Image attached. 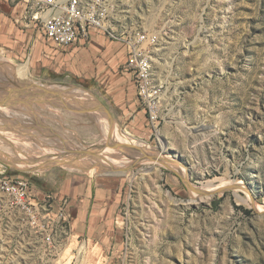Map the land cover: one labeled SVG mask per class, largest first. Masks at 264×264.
Here are the masks:
<instances>
[{
	"label": "rangeland",
	"instance_id": "rangeland-1",
	"mask_svg": "<svg viewBox=\"0 0 264 264\" xmlns=\"http://www.w3.org/2000/svg\"><path fill=\"white\" fill-rule=\"evenodd\" d=\"M4 1L18 3L22 20L29 19L25 0ZM110 1L119 32L157 36L154 75L164 84L159 131L151 134L143 121L142 133L129 132L102 108L75 112L30 101L22 89L59 85L75 107L81 95L69 91L81 88L95 104L110 105V85L129 82L110 66L114 57L97 59L90 50L86 60L62 55L35 23L15 54L0 49V176L29 181L35 199L51 205L54 233L45 242L0 193V264H264V211L257 209L264 207V0ZM23 64L26 76L18 72ZM40 114L54 129L43 127L41 134L35 124L23 123ZM114 142L139 145L161 162L113 148ZM77 150H92L106 161ZM73 158L75 165L65 162ZM97 160L124 173L116 176L120 185L105 215L79 223L61 183L83 171L82 162ZM221 178L240 180L239 196L230 188L198 196L200 186Z\"/></svg>",
	"mask_w": 264,
	"mask_h": 264
},
{
	"label": "built area",
	"instance_id": "built-area-1",
	"mask_svg": "<svg viewBox=\"0 0 264 264\" xmlns=\"http://www.w3.org/2000/svg\"><path fill=\"white\" fill-rule=\"evenodd\" d=\"M110 0H25V11L41 34L58 48H65L78 41H87L92 32L108 36L124 43L127 58L124 68L131 71L136 96L145 109L151 134L159 131L162 115L161 82L154 75L153 53L157 36L143 30L118 31L111 21ZM0 193L7 197L32 231L50 243L53 223L51 205L36 200L26 178L0 176ZM58 219L66 221L59 213Z\"/></svg>",
	"mask_w": 264,
	"mask_h": 264
},
{
	"label": "crops",
	"instance_id": "crops-1",
	"mask_svg": "<svg viewBox=\"0 0 264 264\" xmlns=\"http://www.w3.org/2000/svg\"><path fill=\"white\" fill-rule=\"evenodd\" d=\"M22 12L23 8L20 7L18 3L9 4V2L0 0L1 50L3 49L4 51H10L15 54V52L18 51V48H22L24 42L30 38L31 34L29 33V29L33 30L34 22L30 18L22 20ZM37 32L40 33L45 42L56 49H60L62 55L73 53L78 59L84 56V59L86 60V52L87 50H90L89 53L97 59L104 58L107 60V58H110L111 56L114 57L115 60L110 66L113 67L116 65V69L120 68L123 75L129 76V82H116L111 84V88L106 90L110 97V105L105 104L103 106H105L110 112L113 120L124 124V130H128L129 132L137 130V132H143L140 128L141 124H143V121H145L147 125H149V123L145 109L136 96L133 74L131 71L124 68L127 51L123 42L111 39L101 33L92 32L87 41H78L69 47L58 48L41 34L38 27ZM100 52H103V54L97 57V54H100ZM121 58L123 60L120 62ZM94 63H96V70H99V63L97 61ZM23 65L28 67L27 64ZM84 68H86V66H84ZM57 87L64 90V88L59 85ZM73 89L80 90L86 95V91L81 88ZM89 96L90 95H86L90 101V104L88 103L87 106L95 104L91 101L92 98ZM44 116L45 115L40 114L39 119L34 117V123L33 120H30L31 122H29L28 119H24L26 121H23V123L31 126L35 124L36 128L39 129L41 134H43L46 133V129L48 131L54 129L50 126V123L45 120ZM31 133L34 134V131ZM138 135L139 134H137V137H139ZM92 162H82V164L84 166L85 164H90ZM92 171L93 170H83L77 173L68 174L63 178L61 183L60 191L62 194L71 196L73 206L76 207V219L79 223L85 221L86 223H91L93 220L105 215L107 209L106 204L109 201H114L116 199V195L113 193L114 188H118L120 185V182H118L116 178V176L120 174H105L98 173L97 171L93 173Z\"/></svg>",
	"mask_w": 264,
	"mask_h": 264
},
{
	"label": "water",
	"instance_id": "water-1",
	"mask_svg": "<svg viewBox=\"0 0 264 264\" xmlns=\"http://www.w3.org/2000/svg\"><path fill=\"white\" fill-rule=\"evenodd\" d=\"M30 86L31 85L28 84V85H26V87L22 88V89L25 88L26 91H29L28 97L30 99H28V100H30V101L39 98V100L45 101V102L52 104V105H55V106L62 104V106H64L65 108L72 110V111H75V112H91V111H95L96 109L102 108L104 110V112L106 113L107 118L112 119L110 112L100 102H97L98 104H93V105H89V106L79 103L80 105L72 107V106H69L66 103V101L64 100L63 95H62L63 90H61L60 88L59 89L47 88V87H44L40 84H37V86L41 90V92H36V91L31 90ZM9 92H11V91L9 90ZM4 100H8V99L5 98ZM18 102H26V100L25 99L20 100V101L18 100ZM111 147L119 148V149L125 148L127 150L130 149L131 151L136 150L137 152H140L142 154L143 158H147L150 161L161 162L159 154L146 153V151L143 148H141L139 145H136V144H130V143H126V142H114L113 144H111ZM75 153L79 154V155L83 154V156H84V154H87L89 156L98 157L102 161H106V158L104 156L100 157L99 154H97L96 152H94L92 150H77L74 152V154ZM123 153L128 155V152H126V151ZM74 157L78 158V155H76ZM75 158L71 159V161L66 160L65 162H69L70 164L75 165V163H74ZM100 160L93 161L90 164H85L84 166H81V169H83L85 171L95 170L98 173H105V174H122V173H124V169H117V168L109 169V168H107ZM139 160H141V159L135 158V162H138ZM60 161H62V160H60ZM5 163L8 164L7 162H5Z\"/></svg>",
	"mask_w": 264,
	"mask_h": 264
},
{
	"label": "bare ground",
	"instance_id": "bare-ground-1",
	"mask_svg": "<svg viewBox=\"0 0 264 264\" xmlns=\"http://www.w3.org/2000/svg\"><path fill=\"white\" fill-rule=\"evenodd\" d=\"M1 61V60H0ZM3 62V61H2ZM1 69V68H0ZM19 74L22 75V76H26L29 72H28V67L26 65H22L20 68H19ZM1 73V72H0ZM40 84V83H39ZM42 85V84H41ZM69 92H72V93H76V94H79L81 95L79 98H81L82 102L81 103H85V105H87L88 103L90 104V101L88 100V98L86 97V95L80 91V90H76V89H73V90H70ZM75 95V94H74ZM73 99V98H72ZM2 107V106H1ZM3 108V107H2ZM3 111H6L8 112V109L4 107ZM0 117L1 114H0ZM107 118V117H106ZM108 119V118H107ZM5 120V119H4ZM3 124V123H2ZM103 124H105L107 126V129H110L111 126H108L107 125V122L105 121V119H103ZM104 125V126H105ZM2 125H0L1 127ZM109 127V128H108ZM115 127V126H114ZM112 129V128H111ZM3 131V130H2ZM1 132V131H0ZM4 133V132H3ZM7 134H9V132H6ZM31 133V132H30ZM2 135V134H1ZM15 135V134H14ZM4 136V135H3ZM9 136H11L13 138V136L10 134ZM18 137V136H16ZM20 138V137H19ZM11 141V140H10ZM13 141H16V140H13ZM22 141V140H21ZM7 142V141H6ZM24 142V141H23ZM5 143V142H3ZM27 143V142H26ZM9 144V143H8ZM28 144V143H27ZM159 145L161 149H165L164 145L165 143L163 141H160L159 142ZM30 146V145H29ZM145 146H148L147 143H145ZM17 147V146H16ZM18 147L20 148V146L18 145ZM15 148V147H14ZM16 157V156H15ZM17 158V157H16ZM166 158H169V155H166ZM25 160V159H24ZM173 160V159H172ZM171 162V161H170ZM177 163V162H176ZM22 165V163H20ZM24 164V163H23ZM172 166L176 167L178 165L175 164V161L173 163H170ZM170 165V167H171ZM217 181V180H216ZM216 181H207L206 183L203 184V186H200L199 189L197 190V193H198V196H200L201 198H207V197H211L212 196V193L216 190H219V192L223 191L224 189H233L235 191V195L236 196H239V193L237 192V190L239 188H241L243 186L242 182L240 180H232V179H227V178H221L219 179L218 181L219 182H216ZM198 187V186H197ZM244 187V186H243ZM242 187V188H243ZM247 192V190L245 191ZM197 193H194L197 195ZM249 198L251 197L250 195L248 196ZM245 199V198H241L242 201H247V200H250V199ZM252 198V197H251ZM252 203V202H251ZM248 205H250L248 203ZM253 205V203L251 204V206ZM257 209L258 211H264V207H261V205H257Z\"/></svg>",
	"mask_w": 264,
	"mask_h": 264
}]
</instances>
